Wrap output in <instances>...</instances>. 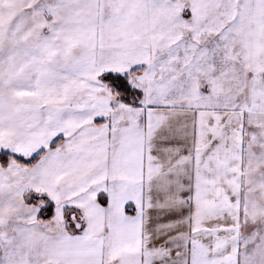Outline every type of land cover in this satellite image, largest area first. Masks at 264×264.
Segmentation results:
<instances>
[{"label": "snow or ice", "instance_id": "6c2138e0", "mask_svg": "<svg viewBox=\"0 0 264 264\" xmlns=\"http://www.w3.org/2000/svg\"><path fill=\"white\" fill-rule=\"evenodd\" d=\"M0 264H264V0H0Z\"/></svg>", "mask_w": 264, "mask_h": 264}]
</instances>
